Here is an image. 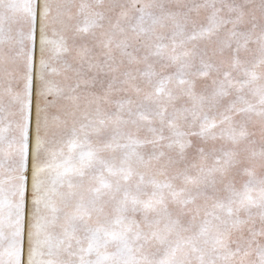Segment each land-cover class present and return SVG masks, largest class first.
<instances>
[{"label": "snow or ice", "instance_id": "1", "mask_svg": "<svg viewBox=\"0 0 264 264\" xmlns=\"http://www.w3.org/2000/svg\"><path fill=\"white\" fill-rule=\"evenodd\" d=\"M0 264H264V0H0Z\"/></svg>", "mask_w": 264, "mask_h": 264}]
</instances>
